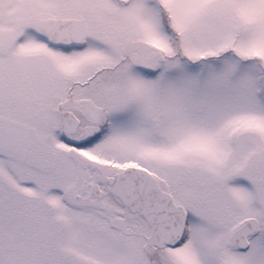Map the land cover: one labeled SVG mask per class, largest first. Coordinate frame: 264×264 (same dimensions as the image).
<instances>
[{"label": "snow or ice", "instance_id": "obj_1", "mask_svg": "<svg viewBox=\"0 0 264 264\" xmlns=\"http://www.w3.org/2000/svg\"><path fill=\"white\" fill-rule=\"evenodd\" d=\"M0 264H264V0H0Z\"/></svg>", "mask_w": 264, "mask_h": 264}]
</instances>
